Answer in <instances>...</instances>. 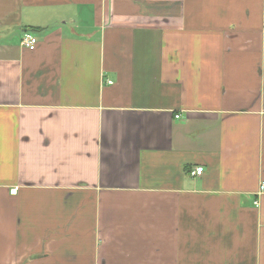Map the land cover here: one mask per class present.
I'll use <instances>...</instances> for the list:
<instances>
[{
    "label": "crops",
    "instance_id": "crops-1",
    "mask_svg": "<svg viewBox=\"0 0 264 264\" xmlns=\"http://www.w3.org/2000/svg\"><path fill=\"white\" fill-rule=\"evenodd\" d=\"M263 180L264 0H0V264H264Z\"/></svg>",
    "mask_w": 264,
    "mask_h": 264
},
{
    "label": "built area",
    "instance_id": "built-area-1",
    "mask_svg": "<svg viewBox=\"0 0 264 264\" xmlns=\"http://www.w3.org/2000/svg\"><path fill=\"white\" fill-rule=\"evenodd\" d=\"M37 37L35 36L34 33H32L31 31H24L22 33V36L20 38V45L23 47V48H26V49H30V50H33L36 46V43H37ZM108 83H111L110 80L107 81ZM176 117H178L176 115ZM203 170V167L202 166H196L194 168H192L189 173L191 176H196V175H200L201 172ZM14 191V190H13ZM264 192V180L260 182L259 184V187H258V190H257V195L261 194ZM255 203H257L255 201Z\"/></svg>",
    "mask_w": 264,
    "mask_h": 264
}]
</instances>
